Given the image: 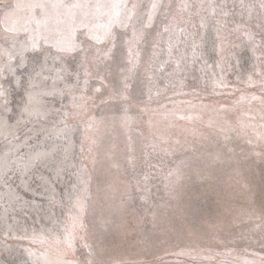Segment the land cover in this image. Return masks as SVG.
<instances>
[{"label":"rangeland","instance_id":"obj_1","mask_svg":"<svg viewBox=\"0 0 264 264\" xmlns=\"http://www.w3.org/2000/svg\"><path fill=\"white\" fill-rule=\"evenodd\" d=\"M159 3L133 63L131 28L59 53L0 24V264L55 260L78 198L68 261L264 264V0Z\"/></svg>","mask_w":264,"mask_h":264},{"label":"snow or ice","instance_id":"obj_2","mask_svg":"<svg viewBox=\"0 0 264 264\" xmlns=\"http://www.w3.org/2000/svg\"><path fill=\"white\" fill-rule=\"evenodd\" d=\"M159 7V0H152L145 22L143 17L138 15L139 5L129 4L128 0H29V2L18 0L0 24L5 26L6 32L28 34L25 49H38L43 42L59 53H71L80 47L75 40L76 33L80 30H84L89 39L102 43L105 40L114 41L115 27L131 28L132 38L126 43L129 46V63H133L134 45L143 38V29L151 26ZM137 24L142 25L139 30ZM201 26L203 27V22ZM165 31L168 29L165 28ZM107 56L108 53H105V57ZM124 87L127 88L128 85L125 83ZM76 207L78 212L70 215L69 223L64 228L63 238L57 237L54 241L56 259L49 260L45 257L44 264H78L77 261L64 259L68 253L74 255L78 239L84 240V236L80 235L85 229L84 206L79 198ZM83 246L88 249L87 264H94L91 259L93 256L91 246L87 243Z\"/></svg>","mask_w":264,"mask_h":264}]
</instances>
